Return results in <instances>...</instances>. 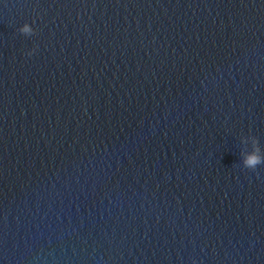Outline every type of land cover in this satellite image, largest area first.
<instances>
[{"label": "water", "instance_id": "1", "mask_svg": "<svg viewBox=\"0 0 264 264\" xmlns=\"http://www.w3.org/2000/svg\"><path fill=\"white\" fill-rule=\"evenodd\" d=\"M0 264H264V0H0Z\"/></svg>", "mask_w": 264, "mask_h": 264}, {"label": "clouds", "instance_id": "2", "mask_svg": "<svg viewBox=\"0 0 264 264\" xmlns=\"http://www.w3.org/2000/svg\"><path fill=\"white\" fill-rule=\"evenodd\" d=\"M23 30L29 31L27 26H25ZM261 162H262L261 158L258 155H256L255 152L248 154V156L244 158V164L248 169H253V170L256 169L257 165H259Z\"/></svg>", "mask_w": 264, "mask_h": 264}]
</instances>
